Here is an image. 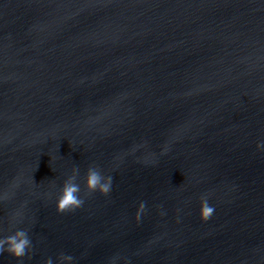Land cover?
Segmentation results:
<instances>
[{"label":"water","instance_id":"obj_1","mask_svg":"<svg viewBox=\"0 0 264 264\" xmlns=\"http://www.w3.org/2000/svg\"><path fill=\"white\" fill-rule=\"evenodd\" d=\"M258 141L264 0H0V264H264Z\"/></svg>","mask_w":264,"mask_h":264},{"label":"clouds","instance_id":"obj_2","mask_svg":"<svg viewBox=\"0 0 264 264\" xmlns=\"http://www.w3.org/2000/svg\"><path fill=\"white\" fill-rule=\"evenodd\" d=\"M257 148L264 150V141H258ZM77 170L66 176L63 184L56 195L55 207L57 211L72 210L83 204V198L80 195V184L76 182ZM84 187L87 191H97L101 194H107L111 190L112 177L104 175L95 165L89 166L84 175ZM145 209V202L140 201L137 206L136 219H139L142 211ZM214 211V207L208 202V195L204 193L200 197V206L198 215L201 220H208ZM6 245V248L0 247V251L6 250L14 257H20L25 254L31 245V241L24 229H17L10 235L0 239V246ZM62 262L73 260L71 255H62ZM45 264H53L49 257Z\"/></svg>","mask_w":264,"mask_h":264}]
</instances>
